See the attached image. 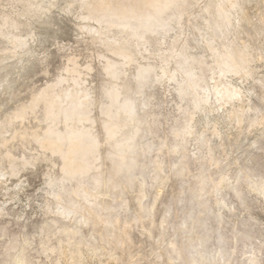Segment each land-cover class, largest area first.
I'll return each mask as SVG.
<instances>
[{
  "label": "rangeland",
  "instance_id": "1",
  "mask_svg": "<svg viewBox=\"0 0 264 264\" xmlns=\"http://www.w3.org/2000/svg\"><path fill=\"white\" fill-rule=\"evenodd\" d=\"M134 2L0 0V264H264V0Z\"/></svg>",
  "mask_w": 264,
  "mask_h": 264
},
{
  "label": "bare ground",
  "instance_id": "2",
  "mask_svg": "<svg viewBox=\"0 0 264 264\" xmlns=\"http://www.w3.org/2000/svg\"><path fill=\"white\" fill-rule=\"evenodd\" d=\"M180 1L181 0H135L132 5L120 6L113 11L115 15L129 16V19L126 22L127 25L134 28L136 31H142L149 28L148 25L145 24L146 21L150 22L158 19L161 16L162 12H165L172 6L177 5ZM106 4L108 5L107 1L105 5ZM108 9L109 11L112 10L111 8ZM219 11L221 15H224V8L219 9ZM115 21L116 20L112 19L111 23H115ZM109 68L111 69L112 66L109 65L108 69ZM145 73L146 71H143L141 75L143 76L145 75ZM117 94L118 92L115 91V97ZM55 102L56 98L53 97L47 103V113L52 117H54L58 113V110L54 108ZM118 107L121 109H125V107H128V109H130L131 104L125 102L120 104ZM81 113L82 110L80 109V107L76 106L73 109H69V111L66 110L64 115L67 118H70L79 116ZM107 113H111V111L107 110ZM114 124L115 123L107 127L106 132L108 136H112L114 134ZM45 138L46 139L44 141V144L51 149L60 152L63 156L65 165L73 166L70 177H78L84 174L90 168V163L88 161L89 159L87 158V155L90 151L95 149L96 141L95 138L89 136L86 131L69 130L68 132L58 133L56 131L54 132L52 129H49L48 134ZM123 149L124 145H118V150L123 151ZM122 159H124L123 156ZM122 163L123 160L120 162V164Z\"/></svg>",
  "mask_w": 264,
  "mask_h": 264
}]
</instances>
